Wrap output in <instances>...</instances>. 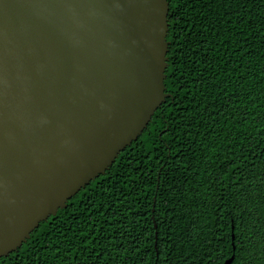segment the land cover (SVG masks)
Listing matches in <instances>:
<instances>
[{
	"label": "trees",
	"instance_id": "16d2710c",
	"mask_svg": "<svg viewBox=\"0 0 264 264\" xmlns=\"http://www.w3.org/2000/svg\"><path fill=\"white\" fill-rule=\"evenodd\" d=\"M168 3L172 96L0 264H264V0Z\"/></svg>",
	"mask_w": 264,
	"mask_h": 264
},
{
	"label": "water",
	"instance_id": "95a60500",
	"mask_svg": "<svg viewBox=\"0 0 264 264\" xmlns=\"http://www.w3.org/2000/svg\"><path fill=\"white\" fill-rule=\"evenodd\" d=\"M168 11V0H0V257L104 174L172 96Z\"/></svg>",
	"mask_w": 264,
	"mask_h": 264
}]
</instances>
